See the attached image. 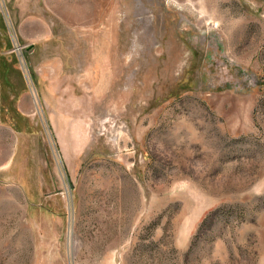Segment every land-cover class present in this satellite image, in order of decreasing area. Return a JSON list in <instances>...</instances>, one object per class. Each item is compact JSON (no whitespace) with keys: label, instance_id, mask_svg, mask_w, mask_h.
I'll list each match as a JSON object with an SVG mask.
<instances>
[{"label":"rangeland","instance_id":"rangeland-1","mask_svg":"<svg viewBox=\"0 0 264 264\" xmlns=\"http://www.w3.org/2000/svg\"><path fill=\"white\" fill-rule=\"evenodd\" d=\"M0 264H264V0H0Z\"/></svg>","mask_w":264,"mask_h":264}]
</instances>
